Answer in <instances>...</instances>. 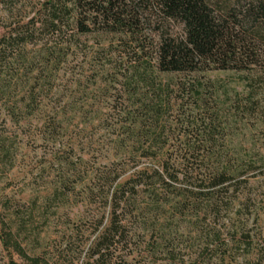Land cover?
Masks as SVG:
<instances>
[{
    "label": "rangeland",
    "instance_id": "374dc122",
    "mask_svg": "<svg viewBox=\"0 0 264 264\" xmlns=\"http://www.w3.org/2000/svg\"><path fill=\"white\" fill-rule=\"evenodd\" d=\"M46 2L0 0V39L18 25L37 30ZM123 38L74 33L57 47L36 33L0 66V264H25L2 242L8 225L15 232L17 218L32 211L20 243L29 255L61 254L55 264H84L94 240L120 219L129 238L109 251V264H256L264 256V61L244 72L162 74L150 56L155 39L142 40L139 54ZM55 46L60 57L50 55ZM157 150L167 164L152 159ZM186 162L227 164L232 178L219 208L188 199L193 208L174 211L172 196L195 197L199 181L166 179L172 195L158 202L151 232L152 220L140 229L89 195L103 174L117 184L139 173L144 205L153 170L179 174Z\"/></svg>",
    "mask_w": 264,
    "mask_h": 264
},
{
    "label": "trees",
    "instance_id": "16d2710c",
    "mask_svg": "<svg viewBox=\"0 0 264 264\" xmlns=\"http://www.w3.org/2000/svg\"><path fill=\"white\" fill-rule=\"evenodd\" d=\"M219 1L48 0L43 7V14H40L37 30L32 27L28 29L29 23L18 25L7 37L0 39V66L5 67L9 52L30 43L36 33H48L50 37L58 40L55 45L59 47L60 41H68L74 37V33L85 36L94 32L124 37V40L134 45L139 54L144 52L142 40L155 39L156 44L150 42V56L155 61V68L162 74L191 75L212 70L244 72L257 67L264 61V0H252L243 4L234 3L233 0ZM69 29L72 34L68 32ZM60 51L58 48L53 49L50 55L60 57ZM55 124L58 125L56 122ZM57 127L54 125V129ZM139 139H149L152 143L155 137L149 138L143 134ZM122 154L130 157L137 153L122 151ZM150 155L161 164H167L161 151L151 152ZM192 164H180L179 174H172L167 165H163L160 172L153 170V187L145 196L149 202L144 205L137 203L140 194L138 189L142 185L135 181L139 178V173H134L125 182L117 184L114 183V178L109 179L110 176L103 174L100 179L90 184L89 195L104 199L113 213L120 211L123 219L130 217L139 224V228L152 220V232L155 225L157 227V219H153L159 213L158 202L172 195L170 190L162 187L166 184V179L177 181L179 175L183 182L199 181L200 190L195 193V197L189 196L185 191V194L172 196L173 199H178L172 204L174 211L193 208L192 205L186 207L188 199L194 202L204 201L210 211L220 207L223 201L221 197L226 194L227 184L232 178L227 164L212 168L198 165L193 167ZM60 189L57 186L54 193ZM201 195L203 199H195ZM151 203L155 204L154 208ZM34 214V211L29 212L25 222L18 217L13 233V226L8 225L5 230L8 238H4L2 243L6 248L12 249L25 264H55L61 254L56 260L29 255L20 243L18 229L32 228ZM122 221L120 219L110 222L105 227L91 244L89 259L84 264H109V251L119 247L122 249L123 244H127L125 240L129 238V232H126L127 226ZM27 238L26 241L30 244V238ZM12 239L13 244L10 242ZM162 242L164 241H160ZM156 247L158 249V243ZM263 257L260 256L255 263H263Z\"/></svg>",
    "mask_w": 264,
    "mask_h": 264
}]
</instances>
